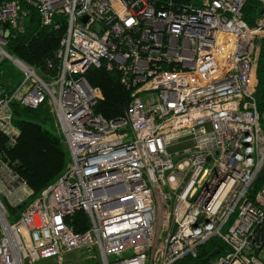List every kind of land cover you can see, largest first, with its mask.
<instances>
[{
  "label": "built area",
  "instance_id": "1",
  "mask_svg": "<svg viewBox=\"0 0 264 264\" xmlns=\"http://www.w3.org/2000/svg\"><path fill=\"white\" fill-rule=\"evenodd\" d=\"M246 0H0V64L22 71L0 86V137L13 148V106L46 104L69 154L39 195L0 154V264H34L87 249L96 264H191L219 238L210 264H264V133L256 90L264 0L252 25ZM34 14L63 27L48 73L6 49ZM85 19V20H84ZM90 67L116 70L130 92L123 116ZM13 195L10 203L2 195ZM28 202L17 219L8 206ZM87 216L82 232L69 220Z\"/></svg>",
  "mask_w": 264,
  "mask_h": 264
},
{
  "label": "trees",
  "instance_id": "2",
  "mask_svg": "<svg viewBox=\"0 0 264 264\" xmlns=\"http://www.w3.org/2000/svg\"><path fill=\"white\" fill-rule=\"evenodd\" d=\"M260 8L259 0L245 1L243 16L248 24H253ZM62 33L63 27L58 30L41 27L36 16L32 14L27 20L24 31L9 38L6 49L39 71L48 73L51 71L47 66L48 62L56 61L55 54ZM7 75L9 74L0 68V86L12 89L13 86L6 83ZM257 77L258 85L255 96L264 133V53H261L259 57ZM85 78L91 85L99 87L103 94V98L95 105L94 111L108 119L123 116L131 97L130 92L120 83L119 73L116 70L107 71L104 67H90L85 73ZM12 114V123L20 134L13 148L6 146V139L3 136L0 137V154L4 159L17 161L15 168L33 190L30 197L32 200L62 174L69 160V154L60 136L54 130L52 116L46 104H41L36 108L14 105ZM262 183L263 180H256L251 194L255 193ZM28 202L14 207L8 206L10 220L17 219ZM69 223L77 232H82L89 226L87 216L83 211L75 212ZM227 251V246L219 238L214 237L200 248L196 259H185L184 263L195 261L196 264H210L211 260Z\"/></svg>",
  "mask_w": 264,
  "mask_h": 264
},
{
  "label": "rangeland",
  "instance_id": "3",
  "mask_svg": "<svg viewBox=\"0 0 264 264\" xmlns=\"http://www.w3.org/2000/svg\"><path fill=\"white\" fill-rule=\"evenodd\" d=\"M0 68L2 70H4L7 74H9L7 76H10L11 82H16L17 80H20L22 77V71L10 59L4 60L1 63ZM52 120H53V118H52ZM47 126H49V124H47ZM54 130H55V132H57L56 128ZM2 198L4 201L10 203V201H12V199H13V195L8 194V197L5 195H2ZM30 200L31 199H29V201ZM90 253L98 254V251L94 250L93 252H88L87 249L76 250V251L65 254L61 261L57 260V258H55V257H52V258H48V259H43V260H41L37 263H34V264H96L98 262L97 255L94 259H92V258L88 257V255ZM182 263L183 262H180L179 264H182Z\"/></svg>",
  "mask_w": 264,
  "mask_h": 264
},
{
  "label": "water",
  "instance_id": "4",
  "mask_svg": "<svg viewBox=\"0 0 264 264\" xmlns=\"http://www.w3.org/2000/svg\"><path fill=\"white\" fill-rule=\"evenodd\" d=\"M85 20V19H84ZM264 178V167L262 168V170L259 172L258 176H257V180H262ZM191 264H196V262H192Z\"/></svg>",
  "mask_w": 264,
  "mask_h": 264
},
{
  "label": "crops",
  "instance_id": "5",
  "mask_svg": "<svg viewBox=\"0 0 264 264\" xmlns=\"http://www.w3.org/2000/svg\"><path fill=\"white\" fill-rule=\"evenodd\" d=\"M8 77H9V76H8ZM18 82H19V81H17V82H11V81H10V77L7 78V80H6V83H7V84H10V85L13 86V87H15V86L17 85Z\"/></svg>",
  "mask_w": 264,
  "mask_h": 264
},
{
  "label": "flooded vegetation",
  "instance_id": "6",
  "mask_svg": "<svg viewBox=\"0 0 264 264\" xmlns=\"http://www.w3.org/2000/svg\"><path fill=\"white\" fill-rule=\"evenodd\" d=\"M186 263V262H185Z\"/></svg>",
  "mask_w": 264,
  "mask_h": 264
}]
</instances>
